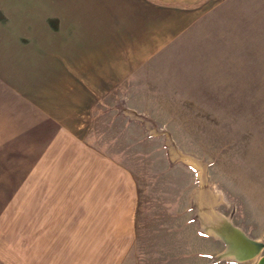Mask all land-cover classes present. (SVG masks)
Instances as JSON below:
<instances>
[{"label":"rangeland","instance_id":"1","mask_svg":"<svg viewBox=\"0 0 264 264\" xmlns=\"http://www.w3.org/2000/svg\"><path fill=\"white\" fill-rule=\"evenodd\" d=\"M94 12L105 41L90 45ZM99 58L110 83L92 94ZM85 95H100L90 112ZM72 124L132 177L123 264L264 258L223 257L204 230L220 213L264 241V0H0V189L26 170L72 187Z\"/></svg>","mask_w":264,"mask_h":264},{"label":"crops","instance_id":"2","mask_svg":"<svg viewBox=\"0 0 264 264\" xmlns=\"http://www.w3.org/2000/svg\"><path fill=\"white\" fill-rule=\"evenodd\" d=\"M94 14L97 21L86 24L90 28L99 27L100 33L86 35L90 45L105 41L101 30L105 26V12ZM137 48L134 51L138 53L141 47ZM85 52L90 55L88 50ZM97 63L99 72L95 77L100 78L101 85L94 82L98 85L91 87L92 94L105 93L102 85L110 83L109 78H104L110 65L102 58ZM126 66L134 67L132 63ZM113 68L117 79L123 74L120 69L124 65ZM98 96L85 95L82 104L89 112ZM78 98L81 100L82 95ZM79 127L72 124V187H38L30 182L38 179L36 171L20 172L15 184L11 181L13 177H3L4 183L8 181L0 189V264H57L56 260L65 258L62 256L67 252L64 246L67 242H72V264L124 263L133 241L124 232L125 228H132L134 220L132 177L110 156L86 143L78 134L83 130ZM67 179H71L70 175L64 181Z\"/></svg>","mask_w":264,"mask_h":264},{"label":"water","instance_id":"3","mask_svg":"<svg viewBox=\"0 0 264 264\" xmlns=\"http://www.w3.org/2000/svg\"><path fill=\"white\" fill-rule=\"evenodd\" d=\"M227 229L231 232V236L227 232L226 235L224 234L226 238L224 239L229 243L227 245L228 250L236 252L237 260L251 259L264 247V241H258L248 237L242 229L230 221L228 222ZM258 264H264V258Z\"/></svg>","mask_w":264,"mask_h":264},{"label":"bare ground","instance_id":"4","mask_svg":"<svg viewBox=\"0 0 264 264\" xmlns=\"http://www.w3.org/2000/svg\"><path fill=\"white\" fill-rule=\"evenodd\" d=\"M188 161L191 162V160H188ZM229 221L231 222L230 218H228V217H226L220 213H217L216 215L212 216V218H210L208 220V222L210 224L206 223V222H205V224L203 223L204 224V230L207 233H212V235L214 233L215 236H217V237L220 236L225 241L226 238H225L224 234L226 235V233L228 232L229 235L231 236V232H229V230L227 229V225H228ZM225 242L227 245L229 244L227 241H225ZM222 256L228 257V258H236L237 254L233 250H228V247H227L224 250V252H222Z\"/></svg>","mask_w":264,"mask_h":264}]
</instances>
